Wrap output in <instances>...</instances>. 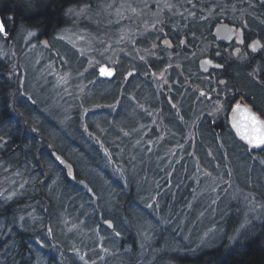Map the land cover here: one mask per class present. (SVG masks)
Here are the masks:
<instances>
[{"label": "trees", "instance_id": "16d2710c", "mask_svg": "<svg viewBox=\"0 0 264 264\" xmlns=\"http://www.w3.org/2000/svg\"><path fill=\"white\" fill-rule=\"evenodd\" d=\"M88 2L89 0H40L28 3L26 0H0V16L7 23L12 19L11 21L14 23L13 37L30 28L37 29L40 34L55 39V35L67 24L66 9L88 4ZM204 2L205 0H203ZM55 48L66 59H72L74 64H77L76 68L70 69V66H67V69L72 71L82 69L81 63L83 60L85 62V59L79 60L77 52L69 44L59 42ZM76 59L78 61H75ZM80 61L82 62L80 63ZM186 62L189 65V67L185 66L186 69L194 68V61H192L193 64L190 61ZM0 63L3 64V67H0V264H78L76 261L79 259L77 251L69 248L67 243L71 238L64 240L60 235L62 228L55 218L57 209L56 206L54 207V201L63 200L72 210L80 211L78 218L66 219V225L83 226L85 232H88L87 237L93 230H97L104 238L106 249L116 247L117 240L122 241L124 246L119 244L117 248H114L117 251L122 250L121 253L126 248H137L135 246L136 239L133 236L135 234L131 235L128 228L121 224V217H125L132 223L135 232L138 226L135 219H148L147 203L153 202V199L149 200L150 195L154 197L157 195L159 198L160 195L165 194L164 196H166L169 191L176 189L177 193L182 192V195L177 199L176 208L180 207L183 212L186 210L188 201L194 195L192 196L190 187L186 186L184 171H187V166H185V160L174 168L172 177L168 182H165L163 177L170 173L171 166L161 172L163 164L155 165V159L158 156L147 153L148 149L141 152L132 148L131 142L135 137L131 136L132 130L140 115L143 114L141 108L135 107L132 103L137 100L133 99L129 102L126 98L120 97V89L124 86H126L124 94L131 95L132 93L134 98L141 100V103L139 102L141 106L148 103L146 104L148 106H144L154 109L156 106H160L158 102L163 104L162 114L170 131L166 144L184 142L185 123L193 118L197 134L196 152L205 163L204 165L212 171H214V165L211 159L214 162L217 161L219 166H224L220 157L221 147L218 140H222L234 161H236V157L244 153L245 161L249 167L246 169L244 179H239L241 190L252 194L263 206L261 214L258 215L261 220L250 219L249 224L243 228L245 230L241 231L238 236H236V231L231 230L222 239L207 240L204 243L198 242L190 246L180 240V248H185L186 253L190 255V257L183 258L182 263L264 264V166L260 164L261 160L264 161V148L258 151L249 149L245 143L237 139L227 123L228 111L235 98L242 93L264 118V88L255 84L251 78L244 77V73L241 71H234L228 84L223 88L227 89L224 102L226 113L223 112L219 117L205 114L199 116L200 112L196 110L200 105L197 100L198 94L182 78L179 79V85L175 87V92L172 94L176 104V107L173 108L165 95L158 93L150 79L142 78L141 73L144 70L138 71L137 76H132L125 82L121 75L123 72L121 68L125 63L122 61L116 66L118 69L116 77L114 76L111 81L100 82L97 87L91 90V92L94 90L93 95L87 99L84 98V102L76 103L74 106L77 107L75 110L77 109L76 112L79 113L82 106L88 111V108L93 104L105 105V107L112 104L115 106L116 102L120 104L117 107L113 106L108 109L104 107L98 111H89L90 113L87 112L88 114H85L81 122L79 118L85 111L82 108L79 118L76 117L72 121L77 124L78 130L88 138L91 145H100L97 141L99 139L105 145L104 147L114 154L115 158L116 155L120 158L121 164L117 161L118 159L113 162L105 160L103 155L102 160L98 161L94 157L89 158L83 152L76 150L75 152L81 156H86L85 159L89 163L85 166L91 170L84 172L76 158L65 153L64 148L60 150L56 142L52 141L54 145H51L54 148L57 147L75 166V179H71L62 168L57 166L51 156L48 154L46 156L49 151L42 148L46 141H41L37 135L27 131L22 122L12 116L11 109L9 110L7 105L11 98L8 81V71L9 73L11 71L10 67L1 60ZM164 63L162 60L151 61L146 71H158L162 65H165ZM189 77L194 82L195 77L192 75ZM3 80L6 81L9 89L3 85ZM180 91L186 95L182 104L176 102ZM196 101L198 102L195 103ZM23 102L32 109L34 121L31 124L43 137V134L46 133L50 139H54L51 133H56V127L46 126L47 119L41 112L37 101L34 98L31 100L22 99L21 108L27 115ZM178 112L182 118H179ZM14 120L19 122L15 123ZM83 126H86L90 134L86 133ZM127 134L125 143L121 141V138L122 135L126 136ZM95 135L97 139L93 137ZM178 136H182V138H178ZM75 140H71V142L74 143ZM229 140L234 144L230 145ZM122 148L125 149L121 151ZM86 150L84 148V152L87 154ZM116 165L124 170L126 181L120 177ZM40 167H43L48 174L46 177ZM7 168L10 169L2 172ZM14 173H17V176ZM178 173L180 176L177 178ZM46 181H49L48 187H51L52 190L41 185ZM57 182L61 183L63 187L62 196L56 192L55 184ZM127 186H129L128 189L125 188ZM103 187L106 190L105 193H110L107 198L104 192L102 193ZM166 200L168 203L170 197H166ZM221 203L222 201L217 204L218 210L213 211L216 215L215 224L219 225L227 224V221L235 213L234 210L238 209L237 205L235 207L232 205V207L225 206L221 210ZM109 218L115 223V231L121 233L119 234L122 236L121 238L112 239L111 235L109 236V230L103 225V221ZM48 232L52 233L56 242L59 241L66 246L63 249L67 252L60 259L53 256L52 248H49L50 244L45 240ZM26 240L28 243L24 242ZM192 248L196 250H192ZM83 250L84 248L80 249V251ZM80 257H82L81 254Z\"/></svg>", "mask_w": 264, "mask_h": 264}, {"label": "rangeland", "instance_id": "374dc122", "mask_svg": "<svg viewBox=\"0 0 264 264\" xmlns=\"http://www.w3.org/2000/svg\"><path fill=\"white\" fill-rule=\"evenodd\" d=\"M26 1L30 3L31 1L40 0ZM89 2L88 4H82L73 8V11L70 13V27L62 31L59 36L57 35L58 37L53 42H50L52 45L58 42H66L77 52L75 53L78 55L79 60L85 59L83 63L80 61L81 66H83L80 71L67 70L60 63H55L56 66L54 62L50 61L46 63V67L43 68L44 70L35 71V67L31 68L28 76L25 67H29L34 62H36V65H40L42 63L41 60L48 59V56L43 54L44 50L40 49L44 46L38 45L33 40L38 32L29 31L27 33L25 31L27 38L24 45L26 44L30 50L32 49V53L27 54L29 59L26 60L24 69L21 71L16 68L13 74L17 76L18 73H21V83L25 81L24 79L27 76L26 80L29 81V89L33 90L34 94H36L34 98L38 106L40 105L41 112L46 119L53 118L51 109L59 114L61 112L62 114L67 113L70 115L74 103L84 102V98L87 99L94 94V90L91 92L94 88L89 87L90 82L87 83V76L89 74L94 75L95 72L97 78L103 79L105 76L100 75L101 67H107L109 70H114L115 72L116 66L122 61L127 66L125 76L130 77L132 73L128 72L132 70H144L141 73L142 78L146 80L150 79L158 93H163L165 97L175 92V87L179 85V79L181 78L193 87V91H196L198 95H201L200 92L204 88L208 89L209 93L213 94V97L207 100V95H204L206 97L201 99L200 105L196 109L200 112L199 116L205 114L219 117L223 112L226 113L224 102L227 89L216 87L218 86L217 82L212 81V77H208L209 75H198L196 76L197 80L194 79V82L190 80L189 76L191 75L185 72L184 69L185 66L189 67L186 61L192 62L194 60L172 52L167 45L162 43L163 39L166 40L168 39L167 37H170L168 32L172 34L176 32V27L171 25L174 23L175 15L177 14L179 17L184 15V9L187 10L188 6L194 5L195 1L89 0ZM81 9H84V11L81 12ZM185 15L184 20L188 22L191 15L190 13ZM168 24L171 25V28L167 32L166 27ZM179 40L181 38L178 39V47L181 43ZM2 47L0 42V50ZM13 53L12 50H1L0 52V54L8 56L9 59L15 58ZM4 55H1V57H4ZM200 57L198 56L197 58ZM161 60H164L166 63L165 69L152 72L149 75L150 72L146 71L149 62ZM75 61H78V59ZM61 62H64L67 66L77 67L72 59L67 58L66 61L63 59ZM168 63L169 65L167 66ZM16 65L18 64L16 63ZM48 81H52V83L48 85ZM38 83L44 85L41 87ZM185 97L184 92L180 91L178 101L176 102L179 104L183 103ZM242 98L239 96L235 98L231 108L239 101H243ZM45 102L48 103L47 109L43 105ZM113 106L114 104L107 107L105 105L93 104L88 108V111L83 108L85 111L79 119L82 122L85 114L87 115L89 111H98L104 107L108 109ZM143 106H140L143 115H140L135 128L132 130L131 136H135L134 141L131 142L133 144L132 148L141 152L148 149L147 153L158 156L155 159V165L159 166V164H163L160 169L161 172H164L171 166L170 173L165 174L163 177L165 182H168L172 177L174 168L177 165L181 164L183 160H188L190 165L187 171L191 174V182L193 183L192 196L194 195V197L188 201L187 208L183 212L180 207L176 208L177 199L182 195V192L177 193L176 189H174V191H169L166 196H164L165 194L160 195L159 198L157 195L155 197L150 195L149 200L153 199V202L147 203L146 214L148 219H135L138 222V226L135 229V239L137 244H141V247L145 243H150L152 248H137L136 251L135 248H126L122 253V250L117 251L114 248L106 249L104 238L100 236L97 230H93L91 235L87 237L86 234L88 232H85L83 226L77 225L78 227H74L73 225H66L67 221L61 213L63 208H68L69 205L63 200L54 201V207L56 206V209L60 213L59 226L62 228L60 235L64 240L71 238L67 243L70 246L69 248L77 251L79 259H76V261H78V264H183V258L190 257V255L186 253L185 248H180V240L185 242L187 246H190L198 242L204 243L207 240L216 241L222 239L231 230L236 231V236H238L241 231L245 230L243 228L249 224L250 219L261 220L258 215L263 210L262 203L258 202L252 194L241 190L242 187L240 186L239 179H244L246 169L249 167V164L245 161V154L243 152L244 155H239V157H236V161H234L226 150L222 140H218L221 147L220 157L224 166H219L217 161L214 162L211 159L214 165V171H212L204 165L205 163L202 162V159H200L196 152L197 134L193 118L185 123L183 132L184 142L166 144L165 142L169 138L170 131L165 124L162 111L159 108L149 109ZM250 106L253 107L252 105ZM178 115L179 118H182L179 112ZM229 121L230 118L228 116V124ZM229 126L232 129L231 124ZM83 128L87 129L86 126H83ZM232 131L234 132L233 129ZM234 134L249 149L255 150L240 139L235 132ZM51 135L61 137V135L57 134V131L56 133H51ZM90 136L92 137V135ZM125 137H128V134L126 136L122 135L121 141L126 143L124 141L127 140ZM95 138L97 139V136ZM178 138H182V136H178ZM97 141L104 149V144L99 139ZM229 144L233 145L234 143L229 140ZM124 149L122 148L121 151ZM105 150L107 151V149ZM69 153L70 156L79 158L77 152L74 151L72 153L69 151ZM107 157L109 161L114 158V160L118 159L117 161L120 163V158L117 155L115 158L113 153H108ZM80 160H82L80 164L83 167L89 164L84 156ZM260 164L264 166V161L261 160ZM119 166L116 165L121 175L120 177L126 181L125 172ZM84 168L88 169L86 166ZM85 169L82 170L84 172L91 170ZM14 174L17 176V173ZM179 176L180 173L177 174V178ZM55 186L56 192L62 191L63 187L61 183L57 182ZM104 189L103 187L102 193L104 192L107 198V196H110V193H105L106 190ZM166 197H170L168 203H166ZM221 201V210L225 206L232 207V205L233 207L237 205L238 209L234 210L235 213L227 221V224L222 223L219 225L215 224L216 215L213 211L216 212L218 210L217 204ZM163 207H165L164 211H162ZM45 240L49 242V248L59 249L56 252L58 259L62 258L64 253L67 252L63 249L66 246L59 243V241L57 243L56 239H53L51 232H48ZM117 243L119 244L120 241L117 240ZM83 248L84 250L80 251ZM192 250L196 249L192 248ZM80 254L82 257H80Z\"/></svg>", "mask_w": 264, "mask_h": 264}, {"label": "bare ground", "instance_id": "6f19581e", "mask_svg": "<svg viewBox=\"0 0 264 264\" xmlns=\"http://www.w3.org/2000/svg\"><path fill=\"white\" fill-rule=\"evenodd\" d=\"M205 3H206V0H205ZM74 7H71V8L66 9L65 15H66V19L68 20L67 21V24H66V26L58 34H56L55 39L59 36V34H61L62 31L66 30L68 27H70V25H71V23H70V13L71 12H69V9H73ZM11 20L12 19L8 20V23H7V21L3 20L2 17L0 16V24H2L4 26V29L3 30H0V42H1V46H3L1 48V50L2 51H11L12 50V52H14L13 55H15V58L14 59H12V58L9 59L8 56H5L4 54H0V60L2 62H4L5 65H7L8 67H10V71H11L10 73L8 71V78H9L8 81H9V85H10V96H11V98L9 100V103L7 104L8 105V108H9V110L11 109L10 112H11L12 116L15 119H19L22 122V124L24 125V128L27 131L32 132L35 135H37L38 138L41 141L42 140L46 141V143H43V146H42V148L44 150L49 151V152L46 153V156H47V154L49 156H51L53 158V160L57 163V166H59L60 168H62L65 171L66 175L69 178L75 179V166L73 165V163L62 152H60V150H62L64 148L63 151L65 153H67V154H70L69 151L73 153L74 151L78 150L80 152H83L84 155H86L87 157H89V158L94 157V159H97L98 161H101L102 160V155H103V159L108 160V157H107L108 156V153H112V152H110L108 148H104L103 149L101 147V145H91L89 143V141L87 140L88 138L85 137L78 130L77 124L72 122V121L75 120L76 117H77V119L79 118L78 116H79V113L82 111L83 106L80 107V109L78 108L79 109V113L76 112L77 109L75 110V108H77V107L76 106H74V107L72 106V110H71V114L70 115H68L67 113L62 114L61 112L59 114L58 112H55V111H53L51 109V115H52L53 118L47 119L45 121L46 126H48L50 128L56 127V130L55 131H57V134L58 135H61V137H55V136H53L54 139H50L49 136L46 133L43 134L44 135V137H43L38 132V130L36 129V127L33 124H31V122L34 121L33 112L31 111L32 109H30V107L27 106V104L23 102V107L26 109V113L28 115V117H27V115L24 113V111L21 108V103H22V99L23 98H28V99L31 100V99H33L36 96V94H34V91L33 90L29 89V86H28L29 85L28 84L29 81L26 80L27 76L24 79L25 81H23V83H21L20 82L21 73H18L17 72L18 73L17 76H15L13 74L15 72L16 68L19 69V70H21V71H22V69H24V66H26V60L29 59V56L27 54H31L32 53L31 52L32 49L30 50L29 47L26 44L24 45V42H25V40L27 38V34L25 33V31H27V33H29V31L30 32H32V31L38 32L37 36H35L33 38V40H35L34 42L37 43L38 45L44 46V47H41L40 49L41 50H44V53L43 54H46L48 56V59L41 60L42 63L40 62L41 63L40 65H36V62H34V63L30 64L29 67H25L26 70H27V72H28V76H29V74L31 72V68H34L35 67L34 68L35 71H38V70L40 71L41 69L44 70L43 68L46 67V63L47 62H50V61L54 62V64L55 63H58V64L60 63L63 66L64 69H67V65L64 64V62H61L60 61V60H63V59H65V61H66V57H64L63 55H61L60 53H58V51L55 48V46L58 45L59 42L57 44L55 43V45H52L50 43V42H53L54 41V37L53 38H49V37L45 36L44 34L42 35V34H40V31L37 30V29H30V28H28V29L24 30L23 33L15 34V37H13L14 34H13V30L12 29L14 28V26H13L14 23ZM64 43H66V42H64ZM173 49H175V48H172L171 50H173ZM1 50H0V52H1ZM39 54H41V53H39ZM1 55H4V57H1ZM16 58H18V59H16ZM203 61H205V60H203ZM209 61H211V60H209ZM16 63L18 65H16ZM210 63L211 64H214L213 61H211ZM0 64H1L0 67H3V64L2 63H0ZM210 67L211 66H208L206 68V70L209 69ZM74 68H76V67L70 66V69H74ZM126 68H127V66H125V65H123V68H121V71H123V72H121V75L124 78L125 82L128 81L132 76H137L138 75V73H137L138 71L137 70H132L131 72H128L130 74L132 73L130 75V77L125 76ZM67 70H69V69H67ZM117 71H118V69L116 68V71L114 72L113 76H111V77H104L103 79L102 78H100V79L97 78L96 73L94 72V75L89 74L87 76V80H88L87 83L90 82V85L88 84L89 87H92V88L97 87L100 84V82H103V81H111V79L114 76L116 77V75L118 74ZM152 72H157V71L151 70L150 73H149V75ZM193 76L195 77V80H197L196 79V76H198V75H193ZM211 80L213 81V78H211ZM222 82L219 83L220 86H216V87L224 88L225 87L224 86V80ZM47 83H48V85H50L52 83V81H48ZM3 85H6V81L5 80H3ZM38 85L42 87L44 84L38 83ZM217 85H218V83H217ZM6 86H7L6 88L9 89V86L8 85H6ZM260 87H262V86H260ZM125 88H126V86L121 87V89H120L121 90L120 97L121 98H123V97L126 98V100H129V102L131 100H133V99L137 100L138 102L135 101V102H132V103L134 104L135 107L140 108V106H141V104H140L141 103V100L134 98L133 95H132V93H131V95L124 94ZM205 90L208 91V89H205ZM198 96L199 97H197V100L199 102H201V99L202 98L206 97V96L203 95V93H202V95H198ZM169 97L171 98V101L169 100ZM239 97H243L244 99L246 98L245 97V94H243V93L240 94ZM166 98L170 102V104L172 105L173 108L176 107V104H175V102H173V97H172L171 94H169L168 96H166ZM198 101H196L195 103H197ZM47 104L48 103H46V102L43 104L46 109L48 108V105ZM74 104H76V103H74ZM119 104H120L119 102H116V105L114 107H117V105H119ZM146 104H148V103H146ZM146 104H144V105H146ZM249 104L252 105L251 103H249ZM158 105H160V106H156L155 108H159L163 112V104L160 103V102H158ZM146 106H148V105H146ZM253 107H251V108L253 110H255L254 109L255 107L254 108ZM151 108H153V107H151ZM233 108H230V110L228 112L229 118H230V114H231V111H232ZM14 122L17 123L19 121L14 120ZM41 122H43V121H41ZM229 124H230V121H229ZM85 131H87L86 133L90 134L87 129ZM93 137L95 138L96 135L93 136ZM71 140H75L74 143L71 142ZM52 141L53 142H56V144L58 145L57 147L60 150L57 147L54 148L52 146V145H54ZM42 148H41V150H42ZM84 148H85V150L87 149L86 150L87 151V154L84 152ZM105 149H107V151ZM101 152H102V154H101ZM77 154H78V157L79 158H77V157H73V158H76L79 161V163H80V161H82L80 159L84 155L81 156L79 153H77ZM86 156H84V157L86 158ZM70 157H72V156H70ZM59 158H63L67 163H69L72 166L73 171H74L73 177H71L69 175L68 169L59 161ZM113 161H114V158L111 159V162H113ZM188 163H189L188 161H185V166H187V169H188V166L190 165ZM41 165L44 166L43 164H41ZM80 167H81V170L84 168L81 164H80ZM9 169L10 168H7V169H5L2 172H5L6 170H9ZM40 169L42 170V173L46 177L48 174L45 172V170L43 169V167H40ZM184 178L187 181L186 186L190 187L189 190H191L190 192H192L193 183L191 182V174L188 171H184ZM41 185L43 187L46 186V188L49 189V190H52V189H50L51 187H48L50 185L49 181L42 182ZM125 188L128 189L129 186H127ZM62 193H63V190L61 192L58 191V194L61 195V196H62ZM79 213H80L79 210H72V208H70V206H69L68 208H65L64 207L61 214H63L62 216L65 219H69L71 217H77L78 218V214ZM55 214H56L55 215L56 216L55 218L57 219V222L60 223L59 222V220H60L59 219L60 218L59 211L56 210V213ZM121 218H122L121 219V224L124 227L128 228V230L130 231V234L131 235L132 234H135L134 227L132 226V223L129 222L125 217H121ZM103 225H105L106 228L109 230L108 233H109V236L111 235L110 236L111 238L116 239L117 237H119V238L122 237L121 235H117V232L115 231V223L111 220V218L103 221ZM118 233L121 234L120 232H118ZM133 236L136 237L135 235H133ZM24 242L28 243L27 240L24 241ZM119 244H121L122 246H124V243L122 244V241ZM119 244L117 243L116 244V247H113V248H117L119 246ZM135 246L137 248H152V245L150 243H147V244L145 243L143 245V247H141V244H137L136 241H135ZM108 248H112V247H108ZM137 248H135V251L137 250ZM57 249L58 248H52V251H53V254H54L53 256L54 257H57V255H56Z\"/></svg>", "mask_w": 264, "mask_h": 264}, {"label": "flooded vegetation", "instance_id": "af4514ba", "mask_svg": "<svg viewBox=\"0 0 264 264\" xmlns=\"http://www.w3.org/2000/svg\"><path fill=\"white\" fill-rule=\"evenodd\" d=\"M190 1L195 4L184 9L185 14L190 13V20H184L185 14L181 17L176 14L171 24L176 27V32H168L171 28L168 24L166 30L170 37L162 40L168 48H175L172 52L194 60V68H185V72L192 76L209 75L218 86L224 80L226 86L234 71H241L244 77L264 88V0ZM220 25L234 28L232 34L226 35L228 40L217 37L216 30ZM203 60H211L214 64H209L211 67L206 70ZM164 64L160 70L165 69ZM200 93L207 95V100L213 97L209 90ZM242 100L246 102L244 98Z\"/></svg>", "mask_w": 264, "mask_h": 264}, {"label": "water", "instance_id": "95a60500", "mask_svg": "<svg viewBox=\"0 0 264 264\" xmlns=\"http://www.w3.org/2000/svg\"><path fill=\"white\" fill-rule=\"evenodd\" d=\"M234 28L228 27L227 25H220L217 27L216 35L220 40H228L226 37L228 32L233 33ZM211 61L205 60L203 61V67L206 69ZM223 83V82H222ZM171 101V98L169 97ZM240 105V108L237 109L236 106ZM230 114V124L236 135L246 142L252 149L259 150L264 145L257 146L255 143H250L248 140V136H258L264 134V120L261 116H259L255 110H253L246 102L241 101L237 104ZM254 116L256 118V122L253 123L248 117ZM59 161L68 169L69 175L73 177L74 171L72 166L67 163L63 158H59Z\"/></svg>", "mask_w": 264, "mask_h": 264}, {"label": "snow or ice", "instance_id": "6c2138e0", "mask_svg": "<svg viewBox=\"0 0 264 264\" xmlns=\"http://www.w3.org/2000/svg\"><path fill=\"white\" fill-rule=\"evenodd\" d=\"M72 11H73V9H69V12H72ZM83 11H84V9H81V12H83ZM0 30H3L2 24H0ZM30 35H32V34L30 33ZM113 74H114V70H109L107 67H101L100 68V75L101 76L111 77V76H113ZM236 108L239 109L240 105H237ZM248 119H250L253 123L256 122V118L254 116L248 117ZM247 138H248L250 143H255L257 146L264 145V134L258 135V136L249 135ZM117 235H119V233H117Z\"/></svg>", "mask_w": 264, "mask_h": 264}]
</instances>
